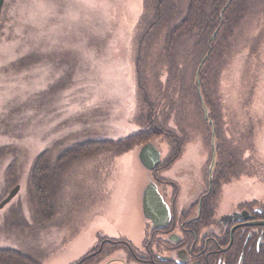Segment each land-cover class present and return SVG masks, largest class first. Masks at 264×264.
<instances>
[{
	"label": "rangeland",
	"instance_id": "1",
	"mask_svg": "<svg viewBox=\"0 0 264 264\" xmlns=\"http://www.w3.org/2000/svg\"><path fill=\"white\" fill-rule=\"evenodd\" d=\"M143 2L4 0L0 202L19 188L0 208V264H66L69 252L90 243L94 230L104 225L110 235L138 240L136 194L147 178L152 180L137 158L146 143L159 149L164 160L160 170L168 166L171 147L174 151L177 147L174 169L157 175L180 186L185 177L177 174L180 166L201 176L214 157L220 212L243 200L264 202L263 42L256 45L260 49L256 59L247 56V48L234 52L220 81L224 128L230 122V132L250 129L252 145L230 133L218 137L200 88L208 53L200 64L198 60L187 64L185 79L192 85L188 80L185 94H171L161 47L148 57L145 81L139 84L136 28ZM255 20L246 30V47L257 41ZM140 133L145 140L135 141L128 150L114 146L119 139ZM98 140L111 145L89 157L76 150L78 143ZM41 155L47 170L58 175L40 194L46 197L41 205L51 211L47 219L36 215L27 185Z\"/></svg>",
	"mask_w": 264,
	"mask_h": 264
},
{
	"label": "flooded vegetation",
	"instance_id": "2",
	"mask_svg": "<svg viewBox=\"0 0 264 264\" xmlns=\"http://www.w3.org/2000/svg\"><path fill=\"white\" fill-rule=\"evenodd\" d=\"M173 149L166 157L168 166L161 170L164 160L159 152L157 165L146 169L152 180L147 178L136 194L138 240L110 235L105 225L97 227L90 243L69 252L72 256L66 264H264V202L243 200L220 212L219 176L215 171L212 174L214 157L207 169L205 164L201 176L198 171L186 173L180 166L177 174L185 176L182 186L161 179L157 173L166 176L179 159L177 147ZM151 183L156 191L148 188ZM146 193L150 201L155 193L160 202L154 201V206L152 202L144 209Z\"/></svg>",
	"mask_w": 264,
	"mask_h": 264
},
{
	"label": "trees",
	"instance_id": "3",
	"mask_svg": "<svg viewBox=\"0 0 264 264\" xmlns=\"http://www.w3.org/2000/svg\"><path fill=\"white\" fill-rule=\"evenodd\" d=\"M252 19H257L254 23L259 25L257 35L253 39L258 42L252 41L253 44L246 47V30ZM261 26H264V0H144L142 14L136 28L137 80L139 84L140 81H145L144 73L145 68L147 69L148 57L161 47L162 58L167 60L165 71L169 82L173 85L171 94H185V91H188V80L192 85L190 79H185L187 64L190 66L196 60L200 64L208 53L202 70L208 65L209 71L202 72L200 88L207 106L212 110L216 134L219 137L230 133L236 139L239 138L243 142L246 141L248 145H252L253 134L250 129L240 130L238 133L231 129L232 132H230V122L229 128H224L226 122L223 120L224 104L220 81L234 52L240 54L247 48V56L256 59L260 50L256 45L260 40L263 42V48H260L264 50V29ZM216 30L215 36L211 39ZM141 89L144 94H147L146 87L142 83ZM193 91V94H196V88ZM147 135L152 136V133ZM137 140L144 141L145 135L140 133L127 137L125 140L119 139L114 146L123 152L131 148ZM110 145L111 142L98 140L87 142L85 145L78 143L76 150L80 151L78 152L80 156L89 157ZM250 148L251 146L248 150L253 154V148ZM41 157L42 155L37 159L36 163L39 164L33 168L27 185L30 200H35L36 215L47 219L51 217V211L41 205L42 201H46V197L40 194L49 180H58V175L56 172L51 173V170H47V163ZM250 161V163L255 162V160Z\"/></svg>",
	"mask_w": 264,
	"mask_h": 264
},
{
	"label": "water",
	"instance_id": "4",
	"mask_svg": "<svg viewBox=\"0 0 264 264\" xmlns=\"http://www.w3.org/2000/svg\"><path fill=\"white\" fill-rule=\"evenodd\" d=\"M3 3H4V0H0V18H1V11H2ZM216 32H217V30L213 33L211 39L215 36ZM203 61H204V59H203ZM196 80H197V83L199 84V79H196ZM205 113H206V109H205ZM138 156H139L140 163L144 166L145 169H148V170H151L154 166H156L157 163H158V160H159V152L157 150H155V148L152 146V143L144 144L140 148ZM18 188H19V186H16L14 189H12L9 192L8 196L5 197L0 202V208H2L6 203H8L10 201V199L14 196V194L16 193ZM148 188H150V189L152 188L154 191H156L155 190V185L153 183H151L148 186ZM150 196H152V195H150ZM149 199H151V198L148 197V194L146 193L145 196H144V200H143L144 209L146 208L147 205H150L152 202H153V206H154V201L156 203L160 202V200L157 198V195L155 193H154L153 200L150 201Z\"/></svg>",
	"mask_w": 264,
	"mask_h": 264
}]
</instances>
